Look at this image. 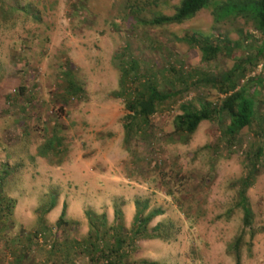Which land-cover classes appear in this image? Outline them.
<instances>
[{
	"label": "rangeland",
	"instance_id": "obj_1",
	"mask_svg": "<svg viewBox=\"0 0 264 264\" xmlns=\"http://www.w3.org/2000/svg\"><path fill=\"white\" fill-rule=\"evenodd\" d=\"M244 1L210 0L180 24L154 26L151 19L172 16L181 0H0V160L6 155L33 160L27 169L24 159H14L12 168L0 162L5 191L21 207L47 200L32 190L56 194L59 208L51 216L65 204V219L81 223L71 231L77 239L88 230L85 210L105 213L111 224L114 203H120L129 230L134 200L147 201L149 209L162 210L149 228L172 224L174 234L167 242L137 240L130 250L134 261L236 264L234 243L240 236V264H264V151L246 192L251 229L243 228L237 205L247 159L254 147H264L262 37L247 17H219L224 4ZM191 34L225 38L233 50L202 63L199 50L181 41ZM240 62L244 77L238 87L247 84L249 93L257 91L253 125L232 146L222 142L215 150L205 146L212 134L220 136L226 119L220 125L203 121L183 143L174 128L181 106L220 103L224 95L211 82ZM124 72L137 77L134 83L127 80L125 98L147 77L160 92H177L158 106L142 130L127 136L125 98L117 96ZM205 76L210 83L201 80ZM70 79L76 92L69 89ZM53 137L61 139L60 148V141L52 139L56 152L41 157L40 147ZM38 158L66 169L45 178L36 172ZM31 220V232L45 231L40 223L34 225L35 217ZM58 236L48 232L44 238ZM5 245L0 238V264L14 257ZM30 250L35 257L50 254L43 247ZM82 258L77 256L75 264H84Z\"/></svg>",
	"mask_w": 264,
	"mask_h": 264
},
{
	"label": "trees",
	"instance_id": "obj_2",
	"mask_svg": "<svg viewBox=\"0 0 264 264\" xmlns=\"http://www.w3.org/2000/svg\"><path fill=\"white\" fill-rule=\"evenodd\" d=\"M210 0H181L179 6L176 8L172 16H158L151 19V25H167L180 24L186 19L193 17L200 10L207 7ZM247 17L252 21L254 28L261 34L262 44L258 52L264 53V0H247L244 2L226 3L220 7L219 17ZM181 41L197 48L201 54V62L209 63L215 60L219 54L232 52L233 46L230 41L223 39H212L209 36H200L198 34L186 35L181 38ZM246 62L251 61L246 58ZM243 62L234 66L233 69L225 72L218 80H213L211 83L218 84V90L224 95L220 103H213L207 100L199 102L198 106L184 104L181 106V112L174 119V128L176 133L181 134L183 143H187L190 137L196 131L198 125L203 121L216 122L220 125L225 118L226 122L220 136L216 134L211 135V139L206 149H217V146L225 142L228 146H232L237 142L238 135L244 128H250L255 121V100L256 93H249L247 84L238 87V81L243 79L244 71ZM137 64L134 63L133 70ZM133 79V83L137 77H130V74L124 72L121 74L119 85L120 90L117 96H126V83ZM140 80V79H139ZM201 80L210 83L211 78L206 76ZM69 89L76 92L78 87L71 79L67 81ZM24 89L20 88V92ZM177 94L176 91L169 93H162L158 90L157 84L152 77H147L146 80L135 88V91L125 98V108L127 114L123 116V129L125 135H129L134 129L142 130L143 126L147 125L149 118L158 111V106L164 101L171 99ZM9 98V97H8ZM52 139L47 140L43 146L40 147L38 154L43 157L47 151L56 152L57 147L60 148L61 139L57 140L60 143L55 148ZM255 148V149H254ZM253 153L247 159V174L240 181L239 186V201L238 207L241 209L243 217V228L251 229L253 213L250 209L246 192L253 185L255 176L258 173V163L263 158L264 147H254ZM7 164V163H6ZM6 167V165H5ZM3 174V176H2ZM4 170L0 173V238L5 242L18 240L22 236H26L30 245L16 248L20 253L30 255V249L43 247L49 251V255L44 257L46 264H75V259L83 257L84 264H160L156 261L149 260H131L130 250L135 242L140 239H160L161 241H169L172 235V224H156L149 228L150 222L157 216L162 214L160 209H149L147 201L134 200L135 213L130 226L126 229L123 223V213L121 211V204L114 203L113 206V223L109 224L106 214H97L92 210H85L84 215L87 221L88 230L82 239L72 237L71 231L78 228L81 223L79 221L65 219L67 206L63 204L61 213L58 219L52 225L45 222V215L49 213L56 205V194H48L47 200L38 207L37 210V224L40 223V230L38 232L33 229V232L26 231L21 226H16L13 221V210L16 204V199L9 196L4 189ZM46 230L52 233V236H58L50 241L45 240L44 235ZM264 231V227L261 228ZM254 236L251 231L250 238ZM39 237H43V244ZM40 244V245H39ZM14 243L10 246L5 245L12 250L13 255L15 251ZM42 245V246H41ZM241 245V237L239 236L234 243V259L236 264H240L239 248ZM19 246V245H18ZM17 246V247H18ZM13 247V248H11ZM30 248V249H29ZM35 257V256H34ZM49 259V261H48Z\"/></svg>",
	"mask_w": 264,
	"mask_h": 264
},
{
	"label": "crops",
	"instance_id": "obj_3",
	"mask_svg": "<svg viewBox=\"0 0 264 264\" xmlns=\"http://www.w3.org/2000/svg\"><path fill=\"white\" fill-rule=\"evenodd\" d=\"M10 130H11V128H10ZM6 157H8V158H6ZM6 157H3L0 160V162L7 163L10 168H12L14 159H16V158L24 159L25 168L22 166L21 167L22 169L23 168L27 169L26 164L29 162V160L33 161L32 157H30V156H28V158H27V156L20 158V156L11 155V157H10V156L6 155ZM36 163H40L39 165L34 164V166L36 167V172H38V173H39V171L44 172L45 178H48L49 174H51V175L52 174H60L61 175L63 173L62 172L63 169H66V167H63L62 165H59V164H54V165L51 164L50 165L48 162L46 163V161L41 162V158H38L36 160ZM71 170H73V168H71ZM40 188H42V187H40ZM47 193L48 192L42 191V190L40 192H34L33 190L31 191V194H34V195L39 194L41 196V199L43 196L47 197ZM25 198L27 199L29 197H27L25 195ZM34 198H36V197H34ZM20 205H19V201L16 199V204H15V207L13 210V221L15 222L16 226H21L26 231H29L30 229H32V228H29V226L31 225L30 222L32 221L31 219H34V217H35V220H33V221H35L34 225L37 223V210L41 204H37L36 202H34V203L29 202L28 207L25 204L22 205V207ZM130 205H131V203H130ZM55 208H59V203L56 204L55 207L49 213H47L44 217L45 222L48 225H52L53 223H55V221L58 219V217L61 213L60 212L57 215L55 214V215L51 216L53 214ZM26 211L28 212V215L26 214L27 213ZM29 216H30V219L28 218ZM5 243H6V245H9V246H10V244L12 245L14 243L13 246H16L15 248L11 247L15 251V255H14V257L12 256V259L9 260V262L7 264H46V262H47V260L44 258V256H40V255H38L37 257L26 256L27 255L26 253L22 254L16 250V248L23 247V246L27 247L30 245V242H29V240H27L26 236H22L18 240L11 239L10 241H7ZM49 264H51V263H49Z\"/></svg>",
	"mask_w": 264,
	"mask_h": 264
}]
</instances>
